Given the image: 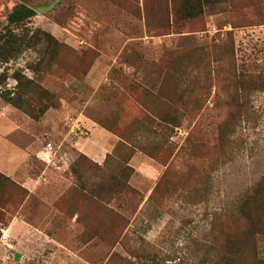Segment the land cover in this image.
<instances>
[{
  "label": "rangeland",
  "instance_id": "1",
  "mask_svg": "<svg viewBox=\"0 0 264 264\" xmlns=\"http://www.w3.org/2000/svg\"><path fill=\"white\" fill-rule=\"evenodd\" d=\"M165 2L0 0V30L12 8L23 3L36 15L25 27L11 26L15 32L42 29L75 51L98 53L86 75H81L85 66L77 55L64 50L36 77L43 41L0 65L6 75L0 90L12 88V74L21 70L57 96V106L48 109L54 114L51 126L40 131L37 141V153L43 155L51 142L55 156L48 162L31 153L30 173L44 170L43 176L70 186L55 202L44 190L39 192L43 200L30 196L24 208L30 232L6 238L1 232L0 264H109L113 253L131 259L128 251L139 248L159 262L194 264L211 240L213 215L264 177V84L257 82L241 98L242 114L232 120L228 143L219 132L234 111L225 105L228 79L240 73L264 76V0H225L189 22L176 21L164 6L160 12ZM169 106L178 110L180 122L172 132H153L157 118L149 128L131 123ZM80 112L126 133L131 145L111 153L103 167L80 159L74 171L66 169L64 162L70 166L80 155L68 142ZM154 144L152 162L160 172L151 183L139 173L128 182L138 194L101 191L108 173L117 168L116 159L135 146L137 157L130 160L137 166L146 155L140 146ZM227 151L229 156H223ZM53 162L63 167L58 170ZM92 188L99 198L112 201L101 203ZM10 194L18 200L19 195ZM8 213L0 214L3 224L13 212Z\"/></svg>",
  "mask_w": 264,
  "mask_h": 264
},
{
  "label": "trees",
  "instance_id": "2",
  "mask_svg": "<svg viewBox=\"0 0 264 264\" xmlns=\"http://www.w3.org/2000/svg\"><path fill=\"white\" fill-rule=\"evenodd\" d=\"M114 1L122 5L125 0ZM127 1L133 2V0ZM223 1L225 0H166L164 5H159L158 10L161 12L164 6L166 11L169 8L170 14H172L176 21L189 22L195 21L204 15L206 7ZM35 15V9L23 3L16 4L7 14V25L0 30V65L9 62L24 49L43 41L45 43L43 56L38 60L33 69L36 77L43 73L41 66H48L64 50L77 55L78 62L85 66L81 75H86L93 60L97 58L98 53H94L91 50L75 51L58 41L51 33L42 29H35L34 31H27L25 29V31L17 33L11 28V26L16 28L25 27V22ZM88 55L90 56L89 59H87ZM73 76L77 77L79 74L74 72ZM12 78L15 80V85L12 88H2L0 90V99L4 103L22 111L35 121H38L49 108L57 106L58 101L55 93L44 88L35 78L26 77L21 70H15ZM5 80L6 75L0 73V86ZM257 82L264 84V76L240 73L233 74L228 79V86L226 88L228 90V99H226L225 105L234 111L231 112L229 120L227 119L219 125L221 141H228L227 135L234 130L233 118L236 115L242 114L243 104L241 103V98L251 88L256 89L258 86L256 85ZM155 118H157L158 124L155 123ZM131 123H135L136 125L143 124L146 128L156 124V127L159 128L152 127L153 132L161 135H164L166 131L172 132L174 127L180 125L178 110L173 106H169L166 111L157 112L156 115L146 113V116L140 120H137V118L133 119ZM109 130L119 137L112 154L120 147L131 145L128 142L129 138L126 133L123 134L114 129ZM140 147V151L155 159L156 152L154 150L157 149V144L150 147ZM136 148L135 146L131 147L121 159L115 160L117 168L108 173L105 182L101 185V191H108L106 195L110 193L113 195L122 194L123 192L138 194L128 183L133 174V168L129 165V161ZM109 156L107 155L103 163L104 165L107 164ZM223 156H229V152H225ZM80 159L89 160L97 167L99 166L85 155L80 154L78 159L70 164L69 169L74 171L75 164ZM13 192L17 196L19 195L17 201L12 199L10 193ZM95 192L97 193V198L102 196L92 188L91 193ZM27 194L28 192L25 188L0 172V214L15 213L25 200ZM99 200L103 204H109L112 198H99ZM12 201H15L14 205L9 206L8 204L13 203ZM141 202L142 198L139 200L138 205ZM9 209L11 211H8ZM212 220L211 240L201 250L200 257L194 264H264V177L247 188L231 205L215 213ZM0 222L4 226L7 225V223L3 224L2 221ZM127 254L131 259L113 253L110 255L108 262L109 264H168L157 261L153 253L142 248L136 251L129 250Z\"/></svg>",
  "mask_w": 264,
  "mask_h": 264
},
{
  "label": "crops",
  "instance_id": "3",
  "mask_svg": "<svg viewBox=\"0 0 264 264\" xmlns=\"http://www.w3.org/2000/svg\"><path fill=\"white\" fill-rule=\"evenodd\" d=\"M118 54L119 52L117 55ZM117 55L112 58L113 63L118 58ZM97 68L98 65L96 64L92 70H96ZM95 72L96 71H94V73ZM98 74H101V70H98ZM53 116L54 114L47 110L41 120L35 121L9 104L0 103V172L10 177L28 192L25 200L15 214L11 216L7 225L0 228L2 238H6L12 233L24 234L30 232L31 225L25 218L27 215L24 213V208L31 195L37 196L39 199L43 200L39 192L44 190L47 198L55 196L53 198L55 202L58 198L65 197L70 188L69 185L65 187V183L60 184V182L55 181L54 178L51 179L46 177V175L43 176V174H45L44 170L35 175L30 173L32 164L30 161L31 153H35L39 158L45 160V154L42 155L40 152L37 153V141L41 130H49L51 118ZM73 121V125L69 132H72L74 135L68 140L69 146H72V148L88 157L97 165L102 166L107 155L112 153L119 137L97 122V120L92 118L89 114L80 112ZM75 126H79V134L76 133L78 131H76ZM39 127L40 130L38 131ZM9 135L11 137L8 138ZM69 155L72 157V154L69 153ZM136 157L137 154H134L131 160H134ZM138 159L139 162L137 166L131 165V160L129 162V165L134 170V174L130 177L129 183L131 184L134 175H139V173L141 176L138 177H142L143 180L151 183L153 181L152 178H156L157 173L159 174L160 167H157L152 162L153 159L149 156L145 155ZM56 163L53 162V165L57 169V166L61 165ZM64 166L67 169L69 163L65 161ZM62 167L63 166H61V168ZM151 174L154 177H152ZM41 183L43 185H40ZM60 187L63 189L62 191H60ZM74 217H77V213H74Z\"/></svg>",
  "mask_w": 264,
  "mask_h": 264
},
{
  "label": "built area",
  "instance_id": "4",
  "mask_svg": "<svg viewBox=\"0 0 264 264\" xmlns=\"http://www.w3.org/2000/svg\"><path fill=\"white\" fill-rule=\"evenodd\" d=\"M75 128H76V131H78V132H76V133H80V128H79V126H75ZM179 134H181V131H179ZM53 149H54V146L52 145V143L51 142H47L46 144H45V151L46 152H44V154L46 155V159L48 160V161H52V159H53V157L55 156V150H54V153H52V151H53ZM57 168L58 169H60L61 168V166H57Z\"/></svg>",
  "mask_w": 264,
  "mask_h": 264
}]
</instances>
